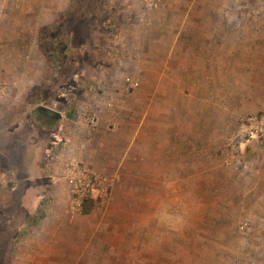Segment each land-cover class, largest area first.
Instances as JSON below:
<instances>
[{"label":"rangeland","instance_id":"1","mask_svg":"<svg viewBox=\"0 0 264 264\" xmlns=\"http://www.w3.org/2000/svg\"><path fill=\"white\" fill-rule=\"evenodd\" d=\"M102 1L0 0V264H264V0Z\"/></svg>","mask_w":264,"mask_h":264},{"label":"built area","instance_id":"2","mask_svg":"<svg viewBox=\"0 0 264 264\" xmlns=\"http://www.w3.org/2000/svg\"><path fill=\"white\" fill-rule=\"evenodd\" d=\"M160 1L161 0H144V7L146 9H153L158 5ZM95 122L96 116L95 114H93L89 118V123L95 125ZM261 133H264V113L243 118L240 121V129L237 131L231 147L234 150H239L248 139ZM68 165L70 169L69 173L75 172V169L78 166L77 162H75L74 159H72ZM68 178L70 184L73 186V191L78 195L74 204H76L77 208H80L82 203V195H80L79 193H81L82 191L78 189H82L81 180L73 176H69Z\"/></svg>","mask_w":264,"mask_h":264},{"label":"crops","instance_id":"3","mask_svg":"<svg viewBox=\"0 0 264 264\" xmlns=\"http://www.w3.org/2000/svg\"><path fill=\"white\" fill-rule=\"evenodd\" d=\"M109 0H103L102 4H104V9L103 12L106 13L107 12V2ZM28 240H31L35 242V247L36 244L40 243L38 242V240H43L42 238H29ZM47 240H50V243H54L52 242L53 238H49ZM27 242L25 241L24 244H26ZM75 243V242H73ZM37 248V247H36ZM35 248V249H36ZM59 248L57 247H48L45 249H42L40 251H31V252H27V251H19L18 253H16L14 255L15 259L17 260L16 263L14 264H59V254L63 253V251H58ZM68 252L70 253H74V249H68ZM66 253V252H65Z\"/></svg>","mask_w":264,"mask_h":264},{"label":"water","instance_id":"4","mask_svg":"<svg viewBox=\"0 0 264 264\" xmlns=\"http://www.w3.org/2000/svg\"><path fill=\"white\" fill-rule=\"evenodd\" d=\"M36 110L38 111V113L43 114L48 118H52V119H60L61 118V115L58 112H56L50 108L44 107V106H38V107H36Z\"/></svg>","mask_w":264,"mask_h":264},{"label":"trees","instance_id":"5","mask_svg":"<svg viewBox=\"0 0 264 264\" xmlns=\"http://www.w3.org/2000/svg\"><path fill=\"white\" fill-rule=\"evenodd\" d=\"M91 199H89V198H84L83 199V205H82V213L83 214H89L90 212H91V209H92V207H91Z\"/></svg>","mask_w":264,"mask_h":264}]
</instances>
